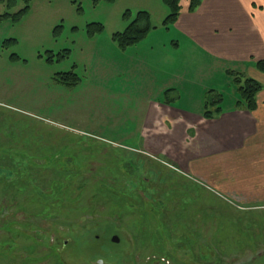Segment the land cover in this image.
<instances>
[{
  "label": "rangeland",
  "instance_id": "1",
  "mask_svg": "<svg viewBox=\"0 0 264 264\" xmlns=\"http://www.w3.org/2000/svg\"><path fill=\"white\" fill-rule=\"evenodd\" d=\"M141 2L0 0V142L16 144L13 148L17 149L28 144L33 154L56 149L58 145L60 154L69 147L73 156H96L90 163V175L97 179L104 176L110 181L113 178L107 163L113 159L111 156H125L124 163L127 156L135 153L143 160L136 168L141 178L147 184H158L156 235L166 241L179 261H187L191 252L179 243L173 246L178 238L197 237L201 242L216 224L208 218L209 213L214 212L217 219L226 217L221 215L223 206L207 208L210 197L232 207L230 220L236 222L241 218L243 228L249 222L251 227L246 231L250 229L249 235L257 240L254 248L247 245L237 253L224 255L221 264H243L254 258L253 264H264V205L242 203L250 196L247 191L219 192L209 179L210 185L205 178L180 170L179 162L169 157L180 146L169 147L159 141L152 148L146 147L145 153L133 149L141 148V129L134 126L149 101H169L174 107L194 113H203L204 99L222 97L223 108L232 106L238 96L235 78L247 76L251 64L218 65L182 42L171 47L170 41L164 46L160 40L150 50V38L147 44L136 48H133L136 44L121 48L113 35L122 32L143 10L141 5H149L151 9L147 10L151 27L162 28L163 37L170 38L166 27H162L170 13L168 7L161 1ZM186 4L187 0L181 1V5ZM91 23H100L103 29L90 34L88 29L94 26ZM69 71L79 77L77 85L61 82L63 73ZM165 80L175 88L168 95L160 94ZM134 116L138 122L137 118L132 121ZM212 173L215 174V169ZM116 182L125 186L124 178ZM144 202L141 204L149 209L147 199ZM157 202L164 204L157 206ZM109 203L112 200L106 201ZM106 204L98 203L95 209L99 213H90L87 223L69 228L68 233L50 232L49 228L46 236L31 233L30 228L23 233L18 225L9 228L12 233L0 230V241L3 240L0 250L7 254L22 250L24 256L19 264H146L150 259L160 258L167 264L174 263L161 257L160 251L151 245L141 247L137 241L135 249L132 237L136 233L138 238L141 236L138 230L135 232L140 216L135 217L136 222L129 215L109 216L102 206ZM165 206L167 210L161 218L159 212ZM13 218H20L23 223H40L42 229L47 227L45 219L39 222L28 214L16 212ZM113 235L119 237L118 243L111 242ZM194 247L198 253L205 251L201 243Z\"/></svg>",
  "mask_w": 264,
  "mask_h": 264
},
{
  "label": "trees",
  "instance_id": "2",
  "mask_svg": "<svg viewBox=\"0 0 264 264\" xmlns=\"http://www.w3.org/2000/svg\"><path fill=\"white\" fill-rule=\"evenodd\" d=\"M25 1L27 3L28 0ZM94 1L98 2L100 0ZM162 1L170 11L163 21L164 25H168L173 23L179 14L180 0ZM200 2L201 0H190L188 10L194 11ZM91 24H89L91 26L88 29L90 34L103 29L100 23ZM150 29L149 12L140 10L122 32H116L113 35V39L121 48H128L141 41ZM255 66L264 71V60H257ZM241 76L235 78L238 85V96L234 107L252 111L256 108V94L262 86L257 80L249 76L242 74ZM61 82L68 86H74L78 84L79 77L73 72H65L62 75ZM222 102V97L216 100L204 99L202 116L208 119L219 116L223 109L221 107ZM209 106H214V110L208 109ZM15 145L0 142V230L7 233H12L9 228L11 229L15 225L21 226L20 229L23 233L27 232L29 228L31 233H45V236L48 232L46 228H49L50 232L68 233L69 228L82 227L83 224L87 223L90 213L92 215L99 213L95 209L98 203L105 201L106 204L107 200H112V204L102 205L109 216L122 218L129 215L134 217V222H136L135 217L140 216L138 217L139 224L135 225V232L139 231L140 238H138L139 234L136 233V236H134L132 233L135 249L138 246L137 241L141 247L151 245L160 251L161 257L171 261L174 260V263L171 264H221L224 255L230 256L234 252L237 253L244 246L248 245L254 248L257 244V240L249 235L251 234L250 229L246 231V228L251 227L249 222L243 228L241 218L237 219L236 222L230 220L231 206L222 201L217 202L216 198L213 200V198L208 197L210 207L207 208L212 210L214 205L223 206L221 215L223 214L227 218L217 219V216L213 217L214 212L209 213L208 218L215 220L216 224L214 231L206 235L201 242L197 240V237L180 240L178 238L173 246L179 243V246L182 245L181 247H185L191 252V256L187 261H179L178 257L168 249L166 241L164 242V239L156 235L154 223L156 214L154 213L157 211L155 209V195L158 184H147V181L141 178L142 174L138 173L136 168L143 160L135 153L132 156H127L124 163L125 156H111L113 159L111 161L109 159L107 163L108 169L112 172L113 179L110 181L106 180L104 176L97 179V176L90 175V172H92L90 163L96 156H73L69 147L62 150L60 154L58 145L56 149L50 147V151L34 152L35 154H33L28 144L22 149L13 148ZM36 149L38 148L34 150ZM154 166L157 165L154 164ZM153 171L151 170V172ZM122 178L125 180V186L123 187L119 186L120 182H116ZM157 178L160 179L161 177L158 176ZM165 181L160 182V184L165 183ZM145 199H147L149 209H145V205L141 204L145 203ZM159 204L157 202V206L164 203ZM163 208L159 212L161 218L165 216L164 213L167 210L166 206ZM16 212L21 215L28 214L30 218H35L39 222L45 219L47 227L42 229L39 227L40 223H23L20 218L18 220L12 219ZM189 233L193 234L195 232ZM197 243H201L205 251L198 253L194 247ZM22 252V250H13L7 254L5 251L0 250V264H19L20 257L24 256ZM49 254L51 256V252ZM160 259H150L146 264H167ZM255 261L254 258L252 261L243 264H253Z\"/></svg>",
  "mask_w": 264,
  "mask_h": 264
},
{
  "label": "crops",
  "instance_id": "3",
  "mask_svg": "<svg viewBox=\"0 0 264 264\" xmlns=\"http://www.w3.org/2000/svg\"><path fill=\"white\" fill-rule=\"evenodd\" d=\"M140 1L146 4L144 1L148 0ZM181 1L176 20L162 25L170 38H164L162 28L153 25L133 48L147 44L149 38L150 50L160 40L164 46L170 41L171 47L182 42L218 65L251 64L246 74L262 86L256 94L257 105L252 111L235 108V104L223 108V99L221 114L208 119L202 113L174 107L169 101H149L139 112L140 121L134 126L141 129V148L133 149L145 153L143 150L159 141L169 147L180 146L169 153L171 159L179 162L180 170L205 178L207 184L212 181L219 192L247 191L250 196L242 203L264 205V71L255 66L257 60H264V0H201L194 11L188 10L190 0L186 5H181ZM141 6L143 10H151L149 5ZM168 82L165 80L160 94L175 91ZM136 118L138 122L135 116L132 121ZM190 130L194 132L191 134Z\"/></svg>",
  "mask_w": 264,
  "mask_h": 264
},
{
  "label": "water",
  "instance_id": "4",
  "mask_svg": "<svg viewBox=\"0 0 264 264\" xmlns=\"http://www.w3.org/2000/svg\"><path fill=\"white\" fill-rule=\"evenodd\" d=\"M111 242L113 243H118L119 242V237L117 235H113L111 238H110Z\"/></svg>",
  "mask_w": 264,
  "mask_h": 264
}]
</instances>
